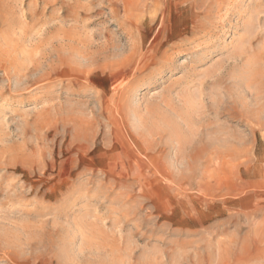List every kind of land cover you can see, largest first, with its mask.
<instances>
[{"label":"rangeland","instance_id":"374dc122","mask_svg":"<svg viewBox=\"0 0 264 264\" xmlns=\"http://www.w3.org/2000/svg\"><path fill=\"white\" fill-rule=\"evenodd\" d=\"M0 264H264V0H0Z\"/></svg>","mask_w":264,"mask_h":264},{"label":"bare ground","instance_id":"6f19581e","mask_svg":"<svg viewBox=\"0 0 264 264\" xmlns=\"http://www.w3.org/2000/svg\"><path fill=\"white\" fill-rule=\"evenodd\" d=\"M250 26H251V27H254L253 23H252V25L250 24ZM189 101H190V100H189Z\"/></svg>","mask_w":264,"mask_h":264}]
</instances>
